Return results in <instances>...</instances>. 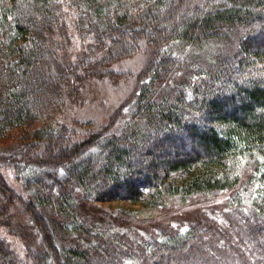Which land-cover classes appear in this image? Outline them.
<instances>
[{
    "label": "trees",
    "instance_id": "1",
    "mask_svg": "<svg viewBox=\"0 0 264 264\" xmlns=\"http://www.w3.org/2000/svg\"><path fill=\"white\" fill-rule=\"evenodd\" d=\"M145 52L106 124L67 123L87 82ZM0 144L21 151L20 194L0 170V227L13 204L30 224L20 250L0 235V264H264V0H0ZM224 195L247 205L245 239L207 221L121 230Z\"/></svg>",
    "mask_w": 264,
    "mask_h": 264
},
{
    "label": "rangeland",
    "instance_id": "2",
    "mask_svg": "<svg viewBox=\"0 0 264 264\" xmlns=\"http://www.w3.org/2000/svg\"><path fill=\"white\" fill-rule=\"evenodd\" d=\"M200 55L203 56L202 54ZM147 58V52H145L126 61L124 60L116 63L113 67L116 71L129 74L125 79H121L119 82H114L111 79H96L87 82L83 91L85 103L80 108L74 107L69 110L67 123L70 126L73 125L72 119L81 122H91L92 124L87 127V130H93V127L95 128L99 125L106 124L108 117L112 115L114 110L124 104L128 95L134 92L136 87V74L141 71ZM127 107L128 106L124 108ZM121 126L122 120H119L112 129L117 130L120 129ZM20 156L21 151L19 149L0 144V170L5 175L8 183L11 184L13 189L19 194L21 193V188L19 184L15 183L14 176L16 174L14 175L13 163L15 160H19L18 158ZM235 196L236 195H224L210 202L206 200H197L185 207H178L177 209L168 207L164 209L159 216L157 215L153 223L152 221L141 224L135 223L132 224V227L123 226L121 230L126 231L129 229L128 232H135V239H138L140 237H149L148 235L158 234L164 226L170 229H176L180 224L207 221L216 223L221 228L228 229L230 232H235V235H237L236 232H238V235L235 236L236 239H242L243 237L245 239V237L249 236V230L247 229L250 222L248 208L245 204H241L240 206L237 205V202L235 203L234 201ZM4 200L5 197L0 193V209L4 208ZM11 207L13 211H7L11 218V226L9 227L11 233L9 235H4L3 229L0 227V235L15 243L17 250H20L18 249L20 248V241L16 237V234H19L18 231L28 234L27 229L30 224L25 216L17 212L18 208H20L17 204H13ZM104 208L123 209L132 213L134 211H145L142 204H129L127 202H115L104 205ZM144 230H147V233H145ZM233 251L234 250H232V254ZM251 253V251H247L244 253V256L247 257ZM20 255L22 256V253H20Z\"/></svg>",
    "mask_w": 264,
    "mask_h": 264
}]
</instances>
